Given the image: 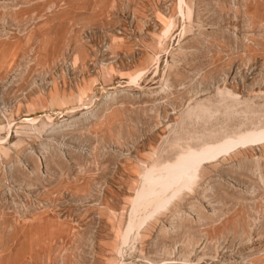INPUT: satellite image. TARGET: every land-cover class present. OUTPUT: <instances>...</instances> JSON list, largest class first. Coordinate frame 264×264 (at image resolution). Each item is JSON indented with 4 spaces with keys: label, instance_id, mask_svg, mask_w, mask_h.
I'll return each instance as SVG.
<instances>
[{
    "label": "rangeland",
    "instance_id": "1",
    "mask_svg": "<svg viewBox=\"0 0 264 264\" xmlns=\"http://www.w3.org/2000/svg\"><path fill=\"white\" fill-rule=\"evenodd\" d=\"M0 264H264V0H0Z\"/></svg>",
    "mask_w": 264,
    "mask_h": 264
},
{
    "label": "bare ground",
    "instance_id": "2",
    "mask_svg": "<svg viewBox=\"0 0 264 264\" xmlns=\"http://www.w3.org/2000/svg\"><path fill=\"white\" fill-rule=\"evenodd\" d=\"M201 160L202 159L200 157L197 159H194V160L182 159L174 167L166 168L163 171H161L160 173H157L156 175H154L153 173H149L148 175H146L144 178L145 179L144 189H142V191H141L140 190L141 188H140L139 190L141 192H139L136 195V197L134 196L135 197V203H134V208L132 209L134 211V213L137 212L136 210H139L141 208L146 210L145 207L151 203H154L156 206H158V207L160 206V208H161V206L164 205L166 203V200L168 199V197L166 198V196H165L166 192L172 190V192L174 193L176 191L177 185L180 182L184 181L185 179H192L193 173L196 170V168L199 165V162ZM172 192H171V194H172ZM148 208H147V210H148ZM154 208L152 209V211L154 210ZM134 209H136V210H134ZM144 212H146V211H144ZM148 213H152V212L150 211ZM132 219L134 220V218H132ZM134 221H133V223H134ZM130 224L132 225V223H130ZM131 225H129V226H131ZM140 226H141V224H140ZM131 227L135 228L136 225L131 226Z\"/></svg>",
    "mask_w": 264,
    "mask_h": 264
}]
</instances>
